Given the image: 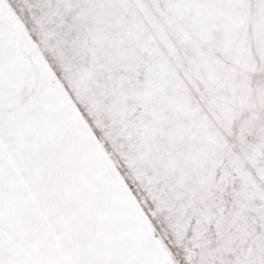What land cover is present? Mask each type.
I'll return each mask as SVG.
<instances>
[{
	"label": "snow or ice",
	"instance_id": "1",
	"mask_svg": "<svg viewBox=\"0 0 264 264\" xmlns=\"http://www.w3.org/2000/svg\"><path fill=\"white\" fill-rule=\"evenodd\" d=\"M0 264H264V0H0Z\"/></svg>",
	"mask_w": 264,
	"mask_h": 264
}]
</instances>
